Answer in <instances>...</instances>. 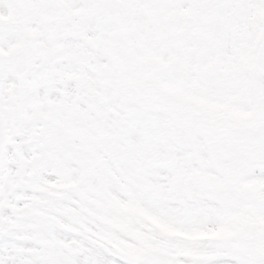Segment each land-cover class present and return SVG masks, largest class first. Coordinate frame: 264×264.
Wrapping results in <instances>:
<instances>
[{
    "label": "snow or ice",
    "instance_id": "snow-or-ice-1",
    "mask_svg": "<svg viewBox=\"0 0 264 264\" xmlns=\"http://www.w3.org/2000/svg\"><path fill=\"white\" fill-rule=\"evenodd\" d=\"M0 264H264V0H0Z\"/></svg>",
    "mask_w": 264,
    "mask_h": 264
}]
</instances>
